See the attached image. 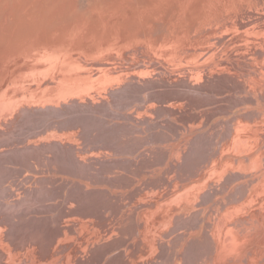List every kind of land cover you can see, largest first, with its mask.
Masks as SVG:
<instances>
[{
  "label": "bare ground",
  "instance_id": "bare-ground-1",
  "mask_svg": "<svg viewBox=\"0 0 264 264\" xmlns=\"http://www.w3.org/2000/svg\"><path fill=\"white\" fill-rule=\"evenodd\" d=\"M3 1L7 0H0V3ZM10 2L15 14L25 10H30V12H27L25 27L20 26L15 38L9 40L10 43L14 44L11 54H24L23 59L25 61L20 65L19 60L11 58L10 69H5L4 75V69L0 71V186L5 182H11L12 186L16 187L15 189L10 187L7 191L8 194L3 200L10 199V197L18 201L24 200L26 204H23L19 213L26 215L31 214L33 209L36 208L48 209L49 212H54L53 207H58L57 202L59 200L57 199L66 195V188L68 191L67 196L70 200L71 191L69 190V185H72L73 188L75 186L74 180L68 177H76L83 168L84 172L80 174L84 176L83 179L96 174L107 181L104 178L105 171H109L116 179L126 178V176L130 175L139 178L146 167L151 164L152 158L163 159V156L164 158L168 156L164 147H158L156 149H146L149 152L148 155L152 158H139V162L136 161L137 159L126 162L118 157L107 161L105 160L106 158H97L93 151L88 155L92 156V153H94L95 160L87 162V157L84 159L80 153L78 160L75 152L76 143L70 145L69 141L63 140H71V134L78 133L81 130L75 125V117L80 115L79 118H86L83 120L85 122L86 120H93V116L89 113L91 109L101 110L105 114L107 109H131L133 101L137 103L144 101L145 104L143 106L132 108L137 109L136 111L133 110L126 113L125 119L131 122L129 125L133 129L128 128L123 131L120 135L122 138L124 137L123 140H115L113 137L110 148L115 154H127L131 153V151L134 152V148L137 146L141 147L143 145L144 147L146 143H151L154 140L153 137L163 141L162 139L164 138L162 137L164 136L159 138L160 135L158 136V133L156 134L154 131L156 126L151 122L153 115L139 114V109H153V113H160L165 112L164 109H169L172 112L173 109L193 110L207 106V104L211 103L212 95H220V93L226 92L228 80L233 82L232 86H238L236 88L244 91L248 90V88L240 87L239 85L248 76L235 70V66L238 68L237 65L241 63L239 60H235L239 56L240 46L237 44L231 46L230 42L233 41V38L236 41L242 36L241 32L234 29L241 30L254 20H261V28L263 29H255V32L260 33V30L264 32V11L259 15V18H242L245 13L261 12L264 8V0H10ZM71 3H74L77 7L75 6L72 10H69ZM90 5L98 6L100 12L96 13V9H92ZM109 7L113 9L112 12H107ZM124 7L123 13H120L119 11ZM3 8H6V5ZM11 11L6 13L7 16H12ZM78 21L82 23L78 24ZM11 22L12 19L7 18V23L10 24L6 28L7 32L13 28ZM76 23L77 26H74ZM5 24L6 21H3V25L0 24V29ZM67 31H70L69 35H66ZM45 40H47V44L55 46L54 53H44L40 49L37 52V49L44 44ZM142 40L148 45L147 47H140ZM3 48L0 45V52ZM101 52L110 56L103 59V55L96 59ZM119 58L128 60L129 65L132 66L131 68H136L137 66L139 68L131 70L129 65H126L127 63H119ZM229 60L232 62H229ZM233 61L237 62L236 65ZM247 61L251 62L249 66L254 67L255 70H264V51H259L256 57L247 59ZM110 62L112 64L115 63L116 66H111ZM243 66H246V64H243ZM48 72H51L53 77H48ZM244 72H247V69ZM152 77H155V79H152ZM28 81L39 84L40 90L25 95L26 92H30L31 88L34 87L33 84H27ZM64 85L68 87L63 88ZM86 85H92L97 88L95 96L92 95L91 89L79 90L82 94L75 93L74 89L76 87ZM162 88H165V90H162ZM100 93L112 97L113 100L110 107L99 102L98 99L102 97L99 96ZM143 93L147 94L146 99L141 96ZM257 94L260 99H264L262 94L258 92ZM70 99H77L75 105H80L86 109H73L70 112L69 109L55 108L58 103L50 107L53 110L46 109L47 104L53 101H67ZM252 100L253 98L247 99L251 105L253 104ZM27 103L32 104L38 110L41 108L40 113L38 110L34 113H29L26 109H20L25 106L27 108ZM14 108L17 109L15 110ZM18 108L21 111V115L16 112L18 119L12 121L10 117L15 111H19ZM135 112L137 114L134 116ZM171 112L168 111L170 116H172ZM185 112H183L185 113L183 120L188 125H190L189 123L208 119V117H203L198 120V118L189 116L188 111ZM37 113H39V116L36 119L33 116ZM44 113L49 114V116L43 117ZM51 113L53 114L51 115ZM84 113H86V117H83ZM183 113L181 112V114ZM26 116H32V122L29 127L26 124L22 125L21 120H19L21 117L25 118ZM47 117H50L53 121V124L49 127L45 125ZM94 121L96 122V120ZM173 124L175 125L176 123ZM20 126L23 127L22 130H20ZM68 126L78 127L77 132H66L65 134L47 133L51 127L60 130ZM140 126L141 128L137 130ZM118 127L122 126H116L115 128ZM144 128L148 130L149 134H144ZM118 129L117 131L120 132ZM196 129L198 128L196 127ZM82 131H80V135ZM159 131H162V128ZM43 134H46V136ZM141 134L142 136H140ZM83 136L86 138L85 135ZM36 137L37 139H33ZM88 137L87 140L90 143L95 142L92 135ZM128 137L130 140H128ZM54 138L61 144H55V140H52ZM169 139L171 138L169 137ZM159 141L156 142L159 143ZM30 142L31 144H29ZM101 152L102 154L110 153L105 150ZM101 160L103 161L101 162ZM95 161L101 162L100 164L104 168L93 169L92 163ZM130 163L134 167H131ZM168 164L169 167L174 166L172 161L168 162ZM176 165L180 169L179 176H181V179L186 180L188 169L182 166L180 162ZM54 166L58 171L55 170L56 168L54 169ZM192 166L190 165L189 168ZM47 168L52 170L49 176H46V173L48 174L46 172ZM116 169H120L121 175L115 172ZM126 169L128 174H124ZM58 172L67 174V177L56 176ZM24 173L27 174L23 176ZM21 177L23 181H19ZM31 181L33 187L31 185L27 186ZM193 181L195 180L191 182ZM150 182L143 181L146 185H152V182ZM118 183V187L127 185L121 181ZM79 185L81 189L79 196L82 198L86 199L88 193L94 191L90 184L82 180L79 181ZM83 187L86 190H83ZM102 187H99L100 190H104L108 198H117L104 186ZM214 189L216 187L212 184L210 189L204 191V193H211ZM16 190L20 192L16 194ZM96 194L97 192H94V195ZM182 200L187 201L188 199ZM188 201L191 202V200ZM31 202H39V204L32 205ZM153 203L155 204V202ZM65 214L64 211L57 214L55 221L58 230L53 233L54 237L52 239L44 237L46 232L43 228L46 225V218H41L45 221L40 220L39 222L27 224L0 221V236L4 235L7 242L10 243V247L3 248L0 246V264H13L12 261L15 260L16 262L19 261L17 264H42L40 259L36 258L40 257L41 254L28 252V247L25 245L29 241H36L39 247L46 249L56 241L55 250L60 245L63 246L60 260L63 261L68 256L71 257L76 252L78 245L76 244L77 246H75L69 243L67 239H73L78 236L79 231L76 228L81 226L83 221L80 219L83 218L75 220L74 228L71 229L69 224L66 223L67 216ZM223 216L225 217V215ZM199 218L195 214L192 221H196ZM134 227L135 224L130 228V234L135 232L136 229ZM81 229L80 232H83ZM147 237L149 239L148 235ZM150 238H152V235ZM120 240H115V246ZM2 242L5 241L2 240ZM64 242H68V244ZM200 245V248L206 249L203 244V238L200 241H195L191 250ZM148 246L147 249H150L156 245L151 243ZM208 249L211 252L215 250V248L209 247ZM66 250L67 252L64 256ZM141 250L143 253L149 252V250L143 248ZM159 250L164 255V248ZM50 255L58 260L56 252H52ZM185 258H187L186 254ZM197 258L201 264H206L211 259L208 255ZM148 259L141 257L136 263L155 264L152 261L148 262ZM248 259L252 260V257L246 255V264ZM253 263V261L249 262V264Z\"/></svg>",
  "mask_w": 264,
  "mask_h": 264
},
{
  "label": "rangeland",
  "instance_id": "rangeland-1",
  "mask_svg": "<svg viewBox=\"0 0 264 264\" xmlns=\"http://www.w3.org/2000/svg\"><path fill=\"white\" fill-rule=\"evenodd\" d=\"M5 5L6 8H3ZM75 6L74 3H71L69 10H72ZM90 7L96 9V13L100 12L98 6L90 5ZM124 9L125 7L119 12L123 13ZM11 10L12 4L10 0L0 3V24L3 25V21H6L4 27L0 29V34L2 33L0 45L4 47L0 52V71L4 69L3 75L5 74V69H10L11 58L19 60L20 65L25 61L23 59L24 54H11L14 44L10 43L9 40L15 38L20 26L25 27L27 12H30V10L20 11L18 14H15V11ZM8 11L12 12V16H7L6 13ZM112 11L113 9L109 7L107 12ZM263 11L264 8L261 12L245 13L242 18H259V15ZM7 18L12 19L11 25H13V28L8 30V32L6 28L10 24L7 23ZM81 23V21H78V24ZM261 25V20H254L252 23L245 25L241 30L234 29L241 32L242 36L236 41L233 38V41L230 42L231 46L235 44L240 46L239 56L235 60H239L241 63L237 65L238 68L235 66V70L248 76L239 84L240 87L248 88V90L244 91L243 89L236 88L238 86H232L233 82L228 80L226 92L220 93V95H212L211 103L209 102L210 104H207V106L193 110L175 109V111L173 109L172 112L169 109H164L165 112L160 113H153V109H139V112L137 111L139 114L146 113L153 115L151 122L157 129H154V131L156 134L158 133V136L160 135L159 138L164 136L162 137L164 139L161 138L163 141H159L158 138L155 139L153 137L154 140L151 143H146L144 147L143 145L141 147L137 146L134 148V152L131 151V153L127 154H115L110 148L113 137L115 140H123L124 137L120 136L123 131L128 128L133 129L129 125L131 122L125 119L126 113L133 110L136 111L137 109L132 108L143 106L145 104L144 101L141 102L142 104L133 101L131 109H107L105 114L101 110L91 109L89 113L93 116V120H86L85 122L83 120L86 118H79L80 115H78L74 118L76 121L75 125L79 127H77L78 129H81L78 133H75L77 132V128H73L75 126H68L60 130L51 127L47 132L57 134H65L66 132L75 133L71 134V140H63L69 141L70 145L76 143V159L81 155L84 159L87 157V162L95 160L94 153L97 158H106L105 160L107 161L118 157L119 159H124L126 162L130 160L135 161V159L139 162V158H152L148 155L149 152L146 149L150 150L158 147H164L165 152L168 154V156H165L166 158L164 156L163 159L152 158L151 164L146 167L139 178L130 175L126 176V178L121 177V179H116L109 171H105L104 178L107 181L96 174L83 179L84 176L80 175L84 172L83 168L78 172L76 177H68L74 180L75 186L73 188L72 185H69V190L71 191L70 200L67 196L68 191L66 188V195L57 199L59 203L57 202L58 207H53L54 212H49L48 209L36 208L33 209L31 214H20L19 212L22 210L23 204L25 205L26 203L24 200L18 201L11 197L10 199L3 200L8 194L7 191L10 187L16 188L12 186L11 182H5L0 186V221L27 224L39 222L40 220L45 221L41 218H46V225H43L45 227L43 230L46 232L44 237L52 239L54 237L53 233L58 230L55 221L58 213L62 211L66 213V223L69 224L71 229L74 228L75 220L83 218L80 219L83 221L82 227L76 226V229L79 231L78 236L73 239H67L69 243L75 246L78 245L76 252L63 261L60 260L63 246L59 244L60 247L55 250L56 241L47 249L39 247L36 241H29L25 245L28 247V252L41 254L40 257L36 258L40 259L42 264H138L136 262L141 257H144L146 260L149 258L148 262L152 261L155 264H201L197 257H204V255H208L211 258L206 264H246V255L252 257V260H247V264L250 261H253V264H264V99H260L257 94L258 92L264 97V70H255L254 67L249 66L251 62L247 61V59L256 57L259 51H264V32L261 31L263 30ZM74 26H77V23ZM258 28L261 29L260 33L255 32V29ZM69 34L70 31H67L66 35ZM46 41L37 49V52L40 49L44 53H54L55 46L47 44ZM147 46L142 40L140 47ZM103 55V59L110 56L101 52L96 59ZM118 62L129 65L128 60L121 58H119ZM229 62L232 61L229 60ZM110 63L112 64V62ZM233 63L236 65L237 62L233 61ZM243 64H246V66H243ZM111 66L116 65L114 63ZM131 67L129 65L131 70L139 68V66L136 68ZM246 69L247 72H244ZM47 75L48 77H53L51 72H48ZM152 79H155V77H152ZM27 84H33L34 87L31 88L30 92H26L25 95L40 90L39 84L32 81H28ZM66 87L68 86H63V88ZM81 89H91L92 95L95 96L97 88L92 85L78 86L74 89L75 93L82 94L79 92ZM162 90H165V88H162ZM145 94L141 95L144 99L147 97V94ZM99 96H104V98L98 99L99 102L109 107L111 106L112 97L105 94L102 95V93ZM252 98L253 104L251 105L247 99ZM57 103L58 105L55 108L69 109L70 112L73 109H86L80 105H75L77 99L67 101L56 100L47 104L46 109L53 110L50 107ZM27 104V108L25 106L20 109H26L29 113H34L38 110L32 104ZM20 109L19 111H15L12 117H10L12 121L18 119L16 112L20 114ZM38 111L40 113L41 108ZM168 111L172 113V116L168 114ZM185 111H188L189 116L198 118V120H201L203 117H208V119L202 120L203 122L189 123L190 125H188L183 120ZM137 112L133 115L135 116ZM181 112L185 113L181 114ZM39 113L33 117L37 119ZM45 116H49V114L44 113L43 117ZM86 116V113H84L83 117ZM19 120H21L22 125L26 124L29 127L32 122V116L21 117ZM173 123L176 124L174 125ZM52 124V119L47 117L45 125L49 127ZM157 124L162 128V131H159L161 128H157ZM116 126L122 127H118V129L115 128ZM140 128L141 126L137 130ZM22 129L23 127L20 126V130ZM143 130L144 134H149L148 130H145V128ZM80 131H82V138ZM43 135L46 136V134ZM89 135L94 137V143H90L87 140ZM33 139H37V137ZM52 140H55V144H61L56 138ZM128 140H130L129 137ZM156 141H159V143ZM103 150L110 153L102 154L101 151ZM91 151L94 152L92 156L88 155L89 153L91 154ZM171 161L174 166L169 167L168 162ZM101 162H93L92 168H102ZM179 162L188 169L186 180L181 179V176H179L180 169L176 165ZM262 163L263 165H261ZM129 165L134 167L132 163ZM190 165L193 166L189 168ZM138 168L141 169L140 166ZM240 169L242 170L239 172ZM261 169L262 171H260ZM55 170L58 171L57 168ZM127 171L126 169L124 174H128ZM204 171L206 172L204 173ZM46 172H48L46 176H49L52 170L47 168ZM115 172L121 175L120 169H116ZM25 174L27 173H24L23 176ZM56 176L65 178L67 174L58 172ZM186 176L184 177L186 178ZM135 178L137 179L135 180ZM80 180L90 184L94 188L93 192L88 193L86 199L79 196V191L81 190L79 185ZM144 180L151 181L152 185H146L143 183ZM192 180L195 181L191 182ZM19 181H23L22 177L19 178ZM120 181L127 185L118 187L117 183H120ZM31 183L32 181L27 186H30ZM212 184H214L216 189L211 193H204V191L210 189ZM185 185L186 187H184ZM102 186L112 192L117 198H108L106 196L107 193H104V190H100ZM31 187H33V184ZM19 192L16 190L15 193L18 194ZM94 192H97V194L94 195ZM98 193L102 196H99ZM181 198L191 200V202L188 200L183 201ZM31 203L32 205L39 204V202ZM195 214L201 220L199 218L196 221H192ZM134 224V229L136 230L130 234V228ZM79 228H82L81 231L83 232H80ZM80 233L82 234L80 235ZM216 234L217 236H215ZM151 235L152 238H150ZM189 237L190 239H188ZM198 238L200 240L203 238V244L206 249L200 248V245L191 250L192 244H195V241H200ZM116 239L121 240L115 246L114 242ZM2 240L5 242H2ZM68 242L64 243L68 244ZM151 243L156 246L147 249ZM0 246L3 248L10 247V243L7 242L4 235L0 236ZM208 247L215 248L214 252H211ZM141 248L149 250V252L143 253ZM161 248H164V255L159 250ZM52 252L57 253L58 260L56 257L50 255ZM66 252L67 250L64 256ZM185 254L187 258H185ZM12 262L13 264H17L19 261L16 262L15 260Z\"/></svg>",
  "mask_w": 264,
  "mask_h": 264
}]
</instances>
